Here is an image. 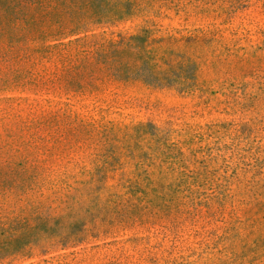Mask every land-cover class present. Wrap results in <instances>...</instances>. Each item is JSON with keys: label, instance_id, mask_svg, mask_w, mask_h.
Returning a JSON list of instances; mask_svg holds the SVG:
<instances>
[{"label": "rangeland", "instance_id": "374dc122", "mask_svg": "<svg viewBox=\"0 0 264 264\" xmlns=\"http://www.w3.org/2000/svg\"><path fill=\"white\" fill-rule=\"evenodd\" d=\"M136 1L0 60V264H264V0Z\"/></svg>", "mask_w": 264, "mask_h": 264}, {"label": "trees", "instance_id": "16d2710c", "mask_svg": "<svg viewBox=\"0 0 264 264\" xmlns=\"http://www.w3.org/2000/svg\"><path fill=\"white\" fill-rule=\"evenodd\" d=\"M114 1L112 4L110 0H0V60L24 63L22 68L31 72L35 65L43 63L42 60L57 55L58 44H49V40L70 38L68 43H59L64 45L86 40L96 49L86 50L83 66L78 62L69 67L68 85L72 90L71 82L79 84L81 80L73 74L79 72V76L93 77L95 73L90 72L89 66L99 55L96 53L107 54L116 45V40H106L96 29L106 24H118L139 13L136 0ZM148 31L142 27L129 36ZM74 36L76 38L71 39ZM119 36L125 38L127 34L120 33ZM37 39L41 40L39 46L32 44ZM59 55L64 56L63 53ZM85 64L87 68H84ZM146 71L142 79L148 84L157 83L163 79L160 75L167 72L158 70L155 64H148Z\"/></svg>", "mask_w": 264, "mask_h": 264}]
</instances>
